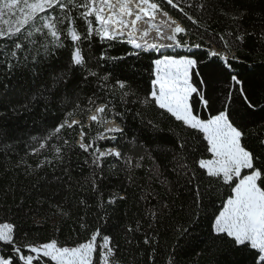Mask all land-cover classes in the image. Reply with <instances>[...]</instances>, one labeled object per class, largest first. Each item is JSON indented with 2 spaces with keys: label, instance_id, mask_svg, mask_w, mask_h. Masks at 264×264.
<instances>
[{
  "label": "snow or ice",
  "instance_id": "obj_1",
  "mask_svg": "<svg viewBox=\"0 0 264 264\" xmlns=\"http://www.w3.org/2000/svg\"><path fill=\"white\" fill-rule=\"evenodd\" d=\"M246 14L235 0H0V70L5 77L17 72L32 77L10 93L15 101L6 96L0 106L19 114L42 101L45 112L55 105L60 113L57 122L46 124V134L32 136L34 143L26 145L33 156L45 151L50 155L37 160L35 168L21 157L15 167L32 175L47 166H63V177L56 179L65 191L73 192L75 187L73 195L83 194L77 207L84 213L77 223L82 232L90 233L83 241L77 233L63 243L57 238L33 243L26 233L18 234L14 222L5 220L0 222V264H124L119 245L113 236L103 234L102 225L110 219L109 208L129 196L124 188L123 194L112 192L105 197L106 164L110 172H124L127 183L139 189L136 203L147 220L143 244L151 249L150 264H179L176 255L181 243L209 208L210 250L226 246L250 254L251 264H264V117L252 119L257 111L264 112V106L254 104L238 74L229 71L228 91L213 113L206 95L208 83L198 71V65L209 63V58L232 69L231 61L239 60L233 51L236 42L254 35L242 26ZM220 17L228 21L224 31H209ZM259 28L264 42V18ZM191 36L213 45L222 42L225 51L204 49V56L160 51L203 49L202 43L185 39ZM97 43L105 46L98 55ZM116 44L131 48L113 56L108 49ZM60 50L68 53L67 62L57 74L44 78V64ZM145 50L160 52L147 69L150 87H134L127 77L104 67L111 62L115 68L117 62L139 58ZM77 74L80 79L70 89ZM237 98L241 104L234 107ZM129 114L139 121L136 132H130L125 123ZM165 121L171 122L167 131L175 141L170 147L155 138L165 131ZM93 128L98 130L90 136ZM139 133L152 134L151 143ZM7 139V131L0 128V150L12 148ZM77 149L85 154L89 172L73 180L70 161ZM140 170L143 177H138ZM138 178L144 184H138ZM154 184L165 191H158ZM180 189L189 193L179 208L185 214L183 222L162 223L175 210ZM216 199L219 207H215ZM94 206L90 221L87 210ZM55 207L70 218L63 205ZM143 220L138 213L135 227L125 226L127 244L141 231ZM157 225L172 231L175 247L170 252L159 250L154 238L159 234Z\"/></svg>",
  "mask_w": 264,
  "mask_h": 264
},
{
  "label": "trees",
  "instance_id": "obj_2",
  "mask_svg": "<svg viewBox=\"0 0 264 264\" xmlns=\"http://www.w3.org/2000/svg\"><path fill=\"white\" fill-rule=\"evenodd\" d=\"M235 3L239 8L247 10L242 26L254 32V35L246 36L243 42H236L238 47H234L233 51L239 57V60L231 61L232 69L226 70L223 68L221 66L223 62L216 58H209V63L198 65L199 73L208 83L206 95L210 99L213 113L221 107L228 91L230 84L229 71L233 74H238V79L243 82L242 86L246 90L249 99L257 106H264V42L259 38V21L264 18V0H235ZM170 14L176 15L175 10H170ZM218 20L219 22L211 25L209 31H224L228 21L223 17L218 18ZM186 38L193 43H202L204 48L175 50L170 53L173 55L204 56V49H214L218 52L225 51L222 42H217L213 45L208 44L207 41H198L196 36ZM103 47L105 46L99 43L94 45L97 55ZM126 48L130 49L131 46L116 44L108 51L113 56H120L124 54ZM159 55L160 53L153 51H144L141 52L139 58L129 57L125 61L117 62L115 68L112 67L111 62L105 64L104 67L114 71L117 76L127 77L133 82L134 87L138 86L143 89L150 87L147 69L151 59L157 58ZM67 59L68 53L66 51L60 50L57 52L44 64L43 77L47 78L50 74H57L65 65ZM31 79L30 74L21 72L5 77L3 71L0 70V100H4L7 96L9 100L15 101L16 97L10 95V93L21 84H24L25 80L30 81ZM79 79V74L73 77L69 83V88L71 89ZM240 104L241 101L237 98L233 106L237 107ZM59 117L60 113L57 111V106L52 105L49 111L45 112L42 101L38 102L31 111H21L19 114L15 113L11 107L0 106V128L7 131L8 139L6 143L12 145L11 149L0 150V222L5 220L14 222L17 226L18 234L22 236L26 233L28 241L33 243L46 242L52 238H57L63 243L69 236L75 239L77 233H79V240L83 241L90 234L82 232L77 223L78 217L84 213L82 207H77L78 197L83 194L77 192L73 195L75 187L73 192L65 191L61 182L56 179L57 177H63V166L55 169L52 166H47L32 175H26L23 168L15 167L21 157H24L35 168L37 160L43 161L45 155H50L45 151L42 155L33 156L31 155V148L26 145L34 143L31 140L32 136L46 134L44 133L46 124L50 125L57 122ZM262 117H264V112L257 111L252 119L258 121ZM125 123L128 125L130 132H136L140 127L139 121H133L131 114H129ZM169 123L171 122L165 121L163 123L165 131L156 134L155 137L165 147H170L175 143L171 134L167 131ZM250 126L252 125L250 124ZM172 128L177 130V124L173 123ZM97 130L93 128L90 136L95 135ZM139 134L142 140L151 143L152 134ZM98 143L104 144L105 142L100 141ZM84 159L85 154L78 149L71 154L70 163L73 180L88 175L89 169L84 164ZM143 176L144 172L140 170L138 177ZM105 177L102 188L106 198L112 192L123 194L121 189L126 188L129 199L118 202L109 208L111 216L108 222L102 225L103 234L114 237V243L120 247L124 264H150L148 253L151 249L143 244V230L147 228V220H143V214L136 203L140 195L139 189L127 183L124 172L119 170L110 172L107 164L105 165ZM144 182L143 179H137L138 184H144ZM154 187L160 192L165 191L159 184H154ZM66 197L67 199H65ZM188 199L189 193L186 190H178L175 194V210L162 223H168L169 221L183 222L185 214L180 212L179 208ZM152 203L155 204L156 201L153 200ZM56 205H63V210L70 212V218H65L59 214L55 207ZM142 205L143 202H141ZM215 207H219V199H216ZM87 211L91 221V213L95 212L96 208L94 206ZM211 212L212 209L209 208L207 214L197 224L192 226L191 236L188 240L181 243L178 255H176L179 264H251L252 256L248 253L233 252L226 246H222L219 251L210 250ZM138 213L143 220L142 228L140 232L133 234V242L129 245L126 243L125 226L131 225L135 227ZM156 227L159 229V234L154 235V238L159 242V250L161 252L165 250L170 252L175 247L172 231H165L160 225ZM57 228L60 229L59 232L56 231ZM73 228L76 230L75 232L72 231ZM137 243H139V247H137ZM2 251L3 245L0 244V252ZM251 251L255 252V250Z\"/></svg>",
  "mask_w": 264,
  "mask_h": 264
},
{
  "label": "rangeland",
  "instance_id": "obj_3",
  "mask_svg": "<svg viewBox=\"0 0 264 264\" xmlns=\"http://www.w3.org/2000/svg\"><path fill=\"white\" fill-rule=\"evenodd\" d=\"M174 50H177L176 48H172V49H166V50H160L161 52H163L164 54H171V53H168V52H173ZM212 50V49H211ZM160 53V52H159ZM173 55V54H172Z\"/></svg>",
  "mask_w": 264,
  "mask_h": 264
},
{
  "label": "bare ground",
  "instance_id": "obj_4",
  "mask_svg": "<svg viewBox=\"0 0 264 264\" xmlns=\"http://www.w3.org/2000/svg\"><path fill=\"white\" fill-rule=\"evenodd\" d=\"M162 50H166V49H162ZM162 50H161V51H162Z\"/></svg>",
  "mask_w": 264,
  "mask_h": 264
}]
</instances>
